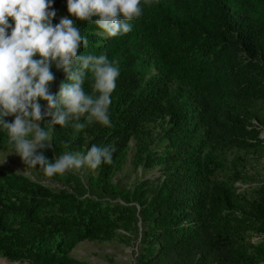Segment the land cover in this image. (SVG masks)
Masks as SVG:
<instances>
[{"label": "trees", "instance_id": "trees-1", "mask_svg": "<svg viewBox=\"0 0 264 264\" xmlns=\"http://www.w3.org/2000/svg\"><path fill=\"white\" fill-rule=\"evenodd\" d=\"M140 7L142 14L129 21L131 31L109 37L94 23L97 17L79 20L68 12L67 0H53V24L66 16L88 40L78 54H104L118 61L120 75L111 93L110 126L85 115L79 120L85 127L77 130L75 120L49 125L52 118L45 116L41 127L53 147L38 150L51 162L92 144L116 151L111 164L81 168L87 170L84 181L67 171L53 175L64 186L0 167V254L9 260L93 264L71 255L77 242L135 226V264L254 263L248 244L236 236L241 223L264 225V182L249 208L236 213L217 148L262 143L257 129L231 108L240 96L264 99V0H141ZM51 71L49 89L56 94L66 73L55 64ZM92 84L86 70V94ZM166 115L160 150L145 154L146 167L158 164L157 181L132 188L113 182L130 139L142 149L149 123ZM0 149L15 151L2 128Z\"/></svg>", "mask_w": 264, "mask_h": 264}, {"label": "clouds", "instance_id": "clouds-1", "mask_svg": "<svg viewBox=\"0 0 264 264\" xmlns=\"http://www.w3.org/2000/svg\"><path fill=\"white\" fill-rule=\"evenodd\" d=\"M52 3L53 0H0V128L7 131L9 143L25 165H39L48 177L112 163L114 145L92 144L86 152L66 153L54 157V162L37 150L53 147L48 143L49 132L41 127L45 116L52 118L49 125L64 126L75 120L73 127L77 130L85 127L79 122L85 115L88 120L110 126L111 93L120 75L118 61H110L104 54H78L81 43L87 47L88 40L66 16L53 24L57 12ZM140 3L141 0H67V10L79 20L91 22L97 17L94 23L102 34L116 37L131 31L129 21L142 14ZM37 55L39 59L34 58ZM53 64L66 73L56 94L49 89L55 80ZM86 70L92 74V94H86L82 86ZM41 100L47 105L43 106ZM8 116H14V121L9 122Z\"/></svg>", "mask_w": 264, "mask_h": 264}, {"label": "rangeland", "instance_id": "rangeland-1", "mask_svg": "<svg viewBox=\"0 0 264 264\" xmlns=\"http://www.w3.org/2000/svg\"><path fill=\"white\" fill-rule=\"evenodd\" d=\"M231 113L236 118L243 120L246 125L256 128L257 136L262 141L261 144L252 145L247 149L233 145H223L217 148L226 167L222 179L230 187L231 195L237 202L234 210L239 214L249 208L256 197L257 189L264 182V99L244 96L234 98ZM14 118L12 116L13 121ZM167 126H169L167 115L149 123L148 129L141 137L142 149L138 146L135 138L130 139L123 163L115 168L111 175L113 182L125 188H132L135 183L146 179L149 182L157 181L160 174L158 164L146 167L145 162L150 158H146L145 154L148 151L151 153L160 150L163 144L160 139ZM50 142L51 138L48 143ZM38 152L40 151L38 150ZM138 152L141 154L138 155ZM49 160L51 161V159ZM0 167H10L32 174L33 177L44 183L55 186L66 185V182L60 178L46 176L39 165L36 168L26 166L14 151L0 149ZM86 171L84 168L67 172L84 181L83 174ZM140 224V219H138V229ZM236 238H241L253 252L255 260L252 264H264V225L254 226L241 223ZM139 248L136 227L132 226L128 230L118 227L113 235H98L77 242L70 253L76 258L85 259L93 264H135ZM5 260L11 263L18 262V264H34L26 259L9 260L0 254V264H6Z\"/></svg>", "mask_w": 264, "mask_h": 264}, {"label": "bare ground", "instance_id": "bare-ground-1", "mask_svg": "<svg viewBox=\"0 0 264 264\" xmlns=\"http://www.w3.org/2000/svg\"><path fill=\"white\" fill-rule=\"evenodd\" d=\"M5 262H6V264H18V263H11V262H8L6 260H5Z\"/></svg>", "mask_w": 264, "mask_h": 264}]
</instances>
